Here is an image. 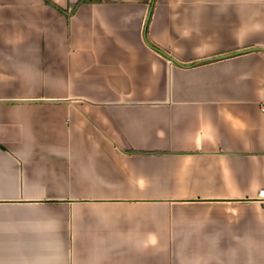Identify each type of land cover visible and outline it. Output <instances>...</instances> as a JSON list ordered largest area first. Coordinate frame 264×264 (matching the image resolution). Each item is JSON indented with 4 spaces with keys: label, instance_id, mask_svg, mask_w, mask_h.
I'll return each instance as SVG.
<instances>
[{
    "label": "crops",
    "instance_id": "obj_1",
    "mask_svg": "<svg viewBox=\"0 0 264 264\" xmlns=\"http://www.w3.org/2000/svg\"><path fill=\"white\" fill-rule=\"evenodd\" d=\"M78 1L0 0V264H264V0Z\"/></svg>",
    "mask_w": 264,
    "mask_h": 264
},
{
    "label": "trees",
    "instance_id": "obj_2",
    "mask_svg": "<svg viewBox=\"0 0 264 264\" xmlns=\"http://www.w3.org/2000/svg\"><path fill=\"white\" fill-rule=\"evenodd\" d=\"M82 2H85V0H79L77 3H76V5L74 6V8L73 9H70V11H64V10H62V9H60L62 12H66L67 14L69 13V14H71L72 12H74L75 11V9L82 3ZM147 25H148V23H147ZM155 48H157V50H159L160 52H162L163 54H166L162 49H160V48H158V47H156V46H154Z\"/></svg>",
    "mask_w": 264,
    "mask_h": 264
},
{
    "label": "built area",
    "instance_id": "obj_3",
    "mask_svg": "<svg viewBox=\"0 0 264 264\" xmlns=\"http://www.w3.org/2000/svg\"><path fill=\"white\" fill-rule=\"evenodd\" d=\"M261 109L264 111V101L261 103ZM259 196L264 198V189H261Z\"/></svg>",
    "mask_w": 264,
    "mask_h": 264
}]
</instances>
